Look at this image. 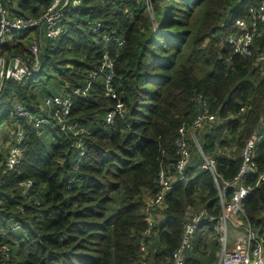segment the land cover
I'll return each instance as SVG.
<instances>
[{
  "label": "trees",
  "instance_id": "trees-1",
  "mask_svg": "<svg viewBox=\"0 0 264 264\" xmlns=\"http://www.w3.org/2000/svg\"><path fill=\"white\" fill-rule=\"evenodd\" d=\"M263 1L70 0L64 7V0L58 38L45 22L39 39L30 28L16 31L12 43L0 42V55L24 56L25 43L36 37L44 61L41 71L6 81L0 93V264H172L185 225L200 211L206 215L185 251L186 264H218L221 244L209 218H219L222 207L212 174L200 167L198 145L217 160L221 179L233 181L253 136L259 138L256 170L239 219L264 241V181L258 183L264 64L257 62L264 54V21L254 29L252 56L235 53L226 40L238 33L235 20ZM52 2L3 0L17 16L36 19ZM110 74L116 99L108 94ZM88 86L85 96H76ZM57 95L73 101L60 125L55 107L46 106ZM15 99L33 121L43 117L56 126L35 128L12 116ZM118 103L124 118L108 124ZM205 108L215 121L195 130V143L190 131ZM17 126L25 131L20 144ZM181 129L191 152L188 182L150 206L162 191L161 172L175 171ZM16 147L24 152L9 168Z\"/></svg>",
  "mask_w": 264,
  "mask_h": 264
},
{
  "label": "built area",
  "instance_id": "built-area-1",
  "mask_svg": "<svg viewBox=\"0 0 264 264\" xmlns=\"http://www.w3.org/2000/svg\"><path fill=\"white\" fill-rule=\"evenodd\" d=\"M63 1L64 0H53L45 15L36 19L23 15L17 16L11 9L3 4V0H0V42L12 43L16 31L30 28L38 30L40 26L42 28V25L45 22L49 29V35L52 38H58L61 35L62 30L61 26L57 23L59 15L57 11ZM81 1L82 0H78V2ZM259 21H264V1L257 6L249 7L246 17H240L235 20V28L238 30V33L230 34L226 38L235 53L244 57L252 56L254 29ZM100 28L101 26L98 24L95 31H99ZM108 40L109 38L106 39L107 42ZM118 44L122 46L123 41H119ZM40 52L41 45L39 40L35 37L34 42L28 48V52L24 53V56L15 55L13 57H8L6 54L0 55V93L2 90L1 87L4 86L6 81L15 80L22 82L24 78L30 74L32 69L38 70L40 66ZM257 62L264 64V54L258 57ZM109 67H112L111 63L108 64V68ZM112 77V74H110L108 78V94L113 99H116L117 95L110 87ZM88 90L89 86L85 89H78L75 94L76 96H85ZM12 96L15 98L14 94ZM46 106L55 107L56 122L60 125L64 124L67 117L70 115L73 101L70 97L57 95L49 98L46 101ZM4 110L5 109L0 102V115ZM11 114L27 123H33L35 128H39L42 124L47 122L51 125L55 124L54 126H56L55 121H46L43 117L37 118L33 121L34 115L25 109L16 99ZM121 118H124V106L122 103H118L116 108L108 113L107 123L114 125L116 120ZM214 121L215 116L210 115L208 109L205 108L202 114L196 119L193 130L190 131L192 134L191 139L197 143L195 130L201 128L206 122ZM64 127L65 125H62V128ZM75 128L76 124L72 126V129ZM13 131L16 133L15 139L17 144H20L25 136L23 127L17 126ZM82 132L84 131L82 130ZM185 132V129L180 130L182 138L176 142L179 160H177L175 171L161 172L159 183L162 191L155 200L151 201L150 206L160 205L164 200V193L169 192L179 183L188 182V168L191 162V152L190 146L184 138ZM258 139L257 136H253L247 142L243 152V164L233 181H224L221 179V176L217 173V160L211 156L205 155L198 145V150L203 159L200 167L202 170L209 171L212 174L214 186L219 193V203L222 207V214L219 218L214 216H210L209 218V222H214L213 229L218 236L219 243L221 244L220 260L218 264H264L263 239L257 235L256 231L250 224L244 226L242 220L239 219L240 221H237V217L239 218L242 212L244 200L251 192V188L248 186L247 182L256 170V164L253 158ZM82 145L83 144L81 143V146ZM23 152L24 151L20 147L14 148L7 160V166L9 168H14L20 162ZM262 181H264V170L259 176L258 183ZM30 186L31 184H28V187ZM205 215L206 213L204 211H200L189 218V222L185 225V234L183 236L181 247L173 254L172 264H186L185 251L190 247L193 236L201 225L202 220H204ZM237 223L239 224L238 226L236 225ZM230 224L236 226L234 230L239 232L243 231V236H237L232 244H229L228 242ZM149 225L152 227L151 221H149Z\"/></svg>",
  "mask_w": 264,
  "mask_h": 264
},
{
  "label": "rangeland",
  "instance_id": "rangeland-1",
  "mask_svg": "<svg viewBox=\"0 0 264 264\" xmlns=\"http://www.w3.org/2000/svg\"><path fill=\"white\" fill-rule=\"evenodd\" d=\"M148 16L150 17H153L154 16V14H153V11L151 10V7L149 6V8H148ZM26 46H27V49L30 47V46H28V44L27 43H25V48H26ZM5 133V129L3 128V127H1L0 128V139L2 138V136H3V134ZM203 161V159H202V157H201V162ZM237 221L239 222L240 220H239V218L237 217ZM237 226L239 225L238 223L236 224ZM235 227L236 226H234V225H232V224H230L229 225V232H228V242H229V244H232L235 240H236V238H237V236H243V231H237V230H234L235 229Z\"/></svg>",
  "mask_w": 264,
  "mask_h": 264
},
{
  "label": "water",
  "instance_id": "water-1",
  "mask_svg": "<svg viewBox=\"0 0 264 264\" xmlns=\"http://www.w3.org/2000/svg\"><path fill=\"white\" fill-rule=\"evenodd\" d=\"M69 4H70V0H66L64 7L69 6ZM40 32H41V26L38 28V39L40 38ZM40 61H41V64H40L39 70L37 72L41 71L43 69V66H44L43 56H42L41 52H40ZM2 88H3V86L1 87V89Z\"/></svg>",
  "mask_w": 264,
  "mask_h": 264
}]
</instances>
